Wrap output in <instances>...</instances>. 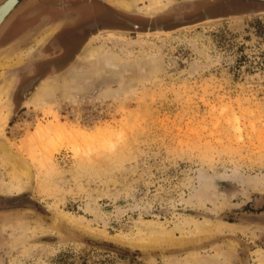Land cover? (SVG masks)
Wrapping results in <instances>:
<instances>
[{
	"label": "rangeland",
	"instance_id": "obj_1",
	"mask_svg": "<svg viewBox=\"0 0 264 264\" xmlns=\"http://www.w3.org/2000/svg\"><path fill=\"white\" fill-rule=\"evenodd\" d=\"M60 1L19 0L29 5L0 35L23 30L0 47V202L28 207L0 204V264H264V7L163 0L149 13V0H111L142 29L96 34L18 98L41 39L60 32L48 16L23 19ZM101 75L124 94L90 97ZM46 84L80 99L38 106ZM56 114L86 137L64 130L43 145L35 128Z\"/></svg>",
	"mask_w": 264,
	"mask_h": 264
},
{
	"label": "flooded vegetation",
	"instance_id": "obj_2",
	"mask_svg": "<svg viewBox=\"0 0 264 264\" xmlns=\"http://www.w3.org/2000/svg\"><path fill=\"white\" fill-rule=\"evenodd\" d=\"M73 1L76 2V5ZM53 10H56L57 14ZM26 14L31 15L24 18L23 21H28V18L32 21L37 17L42 18V16H48L51 22L58 21L60 24L55 26L60 27L58 30L60 32L55 33L54 31L55 34L52 33V36L44 41L42 45L44 57L41 55L37 57L35 59L38 61L37 63L28 66L25 73L19 74L20 79L23 80L25 77L27 79L17 90L18 98L27 97L41 80L55 76L68 67L85 43L96 34L110 30H126V28L141 30L143 25L140 21H133L119 14L115 7L108 3V0H61L58 3L49 2L48 4L43 2V5L34 9L33 13ZM22 32L23 30L16 35L13 34V37L11 36L12 32L8 34L5 39L0 40V47L12 42ZM32 80H35L33 88L23 96L22 88ZM19 199V197L3 198L0 204L15 209L28 208L26 204L19 203Z\"/></svg>",
	"mask_w": 264,
	"mask_h": 264
},
{
	"label": "bare ground",
	"instance_id": "obj_3",
	"mask_svg": "<svg viewBox=\"0 0 264 264\" xmlns=\"http://www.w3.org/2000/svg\"><path fill=\"white\" fill-rule=\"evenodd\" d=\"M118 2L120 3V5H124L125 4V3L123 4V2H121V1H118ZM18 4H19V0H0V32L2 31V28H4L8 24L9 21L7 23H5V22H6L8 17L11 18V14L16 9V7H18ZM163 5H164L163 4V0H149V3L145 7V11L149 12V13H152V12L160 10L163 7ZM125 6H127V5H125ZM68 35H66V36H68ZM93 47H94V45H93ZM97 55H98V53H97L96 49L92 48V47L86 53V59L89 60V62L90 61L94 62V65H93L94 66L93 67L94 70L92 71V73H90V75L88 74L89 76H91L93 74H99L100 75L104 71V70L101 69L99 64H97ZM114 69H116V68H114ZM81 76H83V75H81ZM84 80H85V78H84ZM43 82H44V79H43ZM53 85H55V84H53ZM53 85L46 84V86L43 87V91L41 92V95L37 99V105L38 106H47L48 104H51V103L54 104V102H57V101L77 102L80 99L75 94L65 93V92H63L61 90L58 92L57 88L55 86H53ZM120 91L119 90H116V91L114 90L113 91L111 89V87L109 86V84H108L107 78H105V77H103L101 75V76H99L97 78L96 84L94 85L93 89L89 92V96L94 98V99H100V98L106 99V98H111V97L113 98V97H119L120 95L124 94V93H122ZM44 95H47L49 97V100L45 101L44 98H43ZM43 108H45V107H43ZM4 122H5L4 121V113H3V111L0 110V132L4 131L3 130ZM69 127L70 126H68V125L61 124L60 121L58 120V116L56 114V115H54V120L53 121L48 122L46 124H39L35 128L36 129L35 130V135L37 136V138H39L41 140L42 144L43 143L47 144V142L51 141L52 135L55 136L60 131H64V130L68 131L69 133H72L73 136L74 135H78L80 138L86 137V134H87L86 131H83V130H80V129H73L72 127L69 129ZM21 145L22 144H19V145L15 146L16 149H14L15 152L17 153L18 157H20V158L22 157L21 154H20V151H19V148L21 147ZM5 148H7V147H5ZM75 148L79 149V146H75ZM4 154H5V157H6L5 159L8 158V162L7 161L6 162L9 163L11 167H13L14 171H19L20 169H25V166H24L23 162H21L19 159L15 158V157H12L11 154L6 153V152ZM45 159H46V161H51L52 160V153L47 154L45 156ZM11 191H13V189ZM20 191H21V189H20ZM208 225H210L209 222L205 223V224L197 225L196 232L199 233V234H205L208 231V229H209ZM147 240H149V239H147ZM146 243L152 244L153 242L152 241H147Z\"/></svg>",
	"mask_w": 264,
	"mask_h": 264
},
{
	"label": "water",
	"instance_id": "obj_4",
	"mask_svg": "<svg viewBox=\"0 0 264 264\" xmlns=\"http://www.w3.org/2000/svg\"><path fill=\"white\" fill-rule=\"evenodd\" d=\"M29 5V3L27 2L25 5H22V6H18V7H16V9L12 12V14H11V18L10 17H8L7 18V20H6V22L5 23H7L8 21V24L4 27V28H2V31L0 32V35H3L4 34V32L6 31V30H8V28H9V26L11 25V23L13 22V20L16 18V16L18 15V14H20V13H22L26 8H27V6ZM259 8V7H264V0H245L243 3H238V4H234V5H231V4H225L224 5V9H229V8H232V9H240V8ZM10 18V19H9ZM9 19V20H8ZM174 23H182V22H186V20H184V19H181V18H176L174 21H173ZM156 28V30L158 31H160L161 30V28L159 27H155ZM2 36H0V38H1ZM70 68V66L68 67V69ZM67 69V70H68ZM22 95H24V94H22ZM243 264H248L247 262H245V263H243Z\"/></svg>",
	"mask_w": 264,
	"mask_h": 264
},
{
	"label": "crops",
	"instance_id": "obj_5",
	"mask_svg": "<svg viewBox=\"0 0 264 264\" xmlns=\"http://www.w3.org/2000/svg\"><path fill=\"white\" fill-rule=\"evenodd\" d=\"M111 0H108V3L111 5V2H110ZM54 11V13L55 14H57V12H55L56 10H53ZM53 22V26L55 27L54 29L56 30L57 28V26H55L56 24H60L58 21H56V20H54V21H52ZM31 35H33V34H31ZM49 38V34H46V37H43V39L42 40H47ZM26 39H28V38H26ZM39 39V38H38ZM38 39H36V40H38ZM44 43V42H43ZM41 45H43V44H41ZM39 46L38 47V54L39 55H41L42 57H44L43 55H44V51H43V49H42V46Z\"/></svg>",
	"mask_w": 264,
	"mask_h": 264
}]
</instances>
